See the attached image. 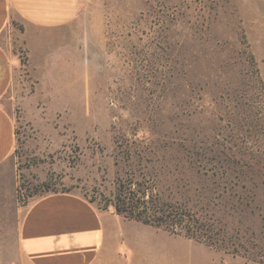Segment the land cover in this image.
Wrapping results in <instances>:
<instances>
[{
  "label": "rangeland",
  "instance_id": "1",
  "mask_svg": "<svg viewBox=\"0 0 264 264\" xmlns=\"http://www.w3.org/2000/svg\"><path fill=\"white\" fill-rule=\"evenodd\" d=\"M28 29L13 19L6 39L19 64L8 230L53 193L115 214L119 183H132L164 206L159 230L218 264H264V0H90L52 41L65 69L45 82ZM124 229L165 263L209 264L183 241Z\"/></svg>",
  "mask_w": 264,
  "mask_h": 264
},
{
  "label": "crops",
  "instance_id": "2",
  "mask_svg": "<svg viewBox=\"0 0 264 264\" xmlns=\"http://www.w3.org/2000/svg\"><path fill=\"white\" fill-rule=\"evenodd\" d=\"M89 2L0 0V264H169L148 243L145 246L130 238L124 231L129 229H124L127 225L143 227L161 240L183 241L193 254L196 251L209 264H218L201 246L140 222L100 212L86 199L71 193L36 199L21 212L13 232L5 227L4 218L10 214L6 208L14 207L17 188L10 160L16 145L15 120L9 106L17 98L14 87L19 64L6 43L9 26L13 19L28 26L24 38L30 72L37 74L39 82L50 81L54 77L51 70L59 72L58 64L62 68L65 65L55 55L57 45L52 41L79 18ZM36 51L40 57L37 65ZM185 258L189 264L194 262L190 254ZM171 264L180 263L172 260Z\"/></svg>",
  "mask_w": 264,
  "mask_h": 264
},
{
  "label": "trees",
  "instance_id": "3",
  "mask_svg": "<svg viewBox=\"0 0 264 264\" xmlns=\"http://www.w3.org/2000/svg\"><path fill=\"white\" fill-rule=\"evenodd\" d=\"M133 186L132 183H119L114 198L115 214L125 220L140 222L159 229L162 227V224H160V221H162L160 217L162 218V216L159 215L164 213V206L159 203L157 198H153L152 193L149 196L146 195L150 191L138 192L132 190ZM165 226L166 230L172 234H178L186 228L187 224L182 226L178 221H170V224H165ZM186 229V232L189 233V226Z\"/></svg>",
  "mask_w": 264,
  "mask_h": 264
}]
</instances>
